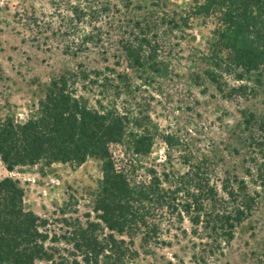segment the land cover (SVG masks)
I'll return each instance as SVG.
<instances>
[{
  "label": "trees",
  "instance_id": "1",
  "mask_svg": "<svg viewBox=\"0 0 264 264\" xmlns=\"http://www.w3.org/2000/svg\"><path fill=\"white\" fill-rule=\"evenodd\" d=\"M47 1L56 20L43 38L76 53L100 48L117 60L112 66L77 64L54 74L24 122L0 110V160L49 167L95 157L102 177L94 215L88 212L85 220L68 216L64 208L58 217L27 213L19 181L0 178V264H134L139 247L155 252L172 237L189 238L195 264H213L259 205L264 111L243 112L249 178L218 174L206 158L188 160L182 173L159 171L142 162L157 129L139 93L152 79L173 72L166 51L172 39L166 34L185 33L197 22L214 24L201 60L216 88L242 98L264 92V0H188L171 11L162 10L164 0H155L140 12L135 3L144 0ZM31 8L24 6L19 19L41 28L34 4ZM227 76L242 82L227 86ZM163 138L171 145L169 134ZM251 264H264V244Z\"/></svg>",
  "mask_w": 264,
  "mask_h": 264
},
{
  "label": "rangeland",
  "instance_id": "2",
  "mask_svg": "<svg viewBox=\"0 0 264 264\" xmlns=\"http://www.w3.org/2000/svg\"><path fill=\"white\" fill-rule=\"evenodd\" d=\"M155 2H136V10L153 7ZM31 4L40 17L41 28H30L19 19L24 6L33 11ZM187 4L188 0H164L162 10L171 11ZM52 10L47 0H0V110L11 113L18 122H24L34 112L54 74L77 64L103 68L117 60L112 55L107 57L100 48L76 53L55 40L43 38L50 30L49 24H55ZM213 28L212 22L207 25L197 22L185 33L174 30L166 34L172 39L166 51L171 56L173 72L168 77L152 79L151 85L139 93V102L151 113L157 129L151 152L142 158L143 164L159 171L182 173L187 170L188 160L206 158L218 174L229 171L248 176L243 112L264 111V92L248 93L243 98L229 95L207 78L201 51L207 47ZM120 64L126 67L124 59ZM227 78V86L242 82ZM163 134L170 135L171 145ZM114 153L119 154L116 148ZM7 176L17 179L24 189L27 213L58 217L60 208H64L68 216L85 220L88 212L94 215L93 198L102 167L101 160L95 157L81 164L55 162L49 167L9 166L0 160V178ZM183 225L190 227L187 219ZM169 239L172 243L155 248V252L139 247L140 258L134 264H168L169 259L172 264H195L188 237ZM263 244L264 188H261L257 210L237 229L224 255L213 264H251Z\"/></svg>",
  "mask_w": 264,
  "mask_h": 264
}]
</instances>
